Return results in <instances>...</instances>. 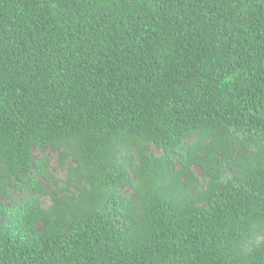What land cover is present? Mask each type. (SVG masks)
<instances>
[{
  "label": "trees",
  "instance_id": "1",
  "mask_svg": "<svg viewBox=\"0 0 264 264\" xmlns=\"http://www.w3.org/2000/svg\"><path fill=\"white\" fill-rule=\"evenodd\" d=\"M0 264H264V0H0Z\"/></svg>",
  "mask_w": 264,
  "mask_h": 264
},
{
  "label": "rangeland",
  "instance_id": "2",
  "mask_svg": "<svg viewBox=\"0 0 264 264\" xmlns=\"http://www.w3.org/2000/svg\"><path fill=\"white\" fill-rule=\"evenodd\" d=\"M48 154L51 156V159H52V166H53L52 167V171L54 170V172L56 173V175L59 176L60 178H64V176H65V169L58 168L57 165H56V158H57L56 151H50V152H48ZM38 155H39V153H38ZM197 173H199V170H197Z\"/></svg>",
  "mask_w": 264,
  "mask_h": 264
}]
</instances>
